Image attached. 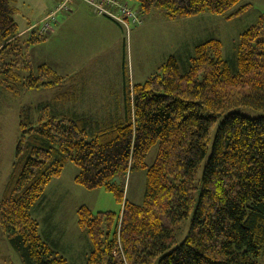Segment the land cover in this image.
I'll return each mask as SVG.
<instances>
[{"label": "trees", "instance_id": "trees-1", "mask_svg": "<svg viewBox=\"0 0 264 264\" xmlns=\"http://www.w3.org/2000/svg\"><path fill=\"white\" fill-rule=\"evenodd\" d=\"M136 1L139 11L162 8L169 20L204 13L234 17L251 6L241 0ZM16 11L13 0H0V87L15 95L59 89L66 78L47 64L35 69L23 48L42 43L46 35L36 28L21 33ZM126 94L124 114L105 120L48 105L35 108L36 116L31 107L19 112L21 133L0 200V230L24 263L70 264L43 239L32 209L72 162L79 169L78 185L105 188L120 201L129 174L147 173L143 204L126 199L121 216L94 213L86 205L77 209L78 226L90 240L85 264H261L264 116L230 110H264V14L241 35L235 70L224 59L223 43L209 39L195 47L186 70L171 56ZM69 99L58 95L62 103ZM155 146L157 157L149 166Z\"/></svg>", "mask_w": 264, "mask_h": 264}, {"label": "rangeland", "instance_id": "rangeland-1", "mask_svg": "<svg viewBox=\"0 0 264 264\" xmlns=\"http://www.w3.org/2000/svg\"><path fill=\"white\" fill-rule=\"evenodd\" d=\"M61 1L13 0L17 8L14 17L20 31L38 23L47 12L56 9V5ZM126 2L131 8L140 9L136 0H126ZM241 4L251 6L247 11L234 17L204 13L169 20L163 16L165 12L162 8H154L148 13L138 11L143 23L131 24L129 31L124 26V32L119 35L120 43L117 42L118 35L111 30V27L109 28V31L114 33V37H107L106 51L104 45L107 41H102L104 33L101 31L83 33L80 39H76L75 35L70 33L66 37L60 33L54 36H50V33L42 34L39 31L40 27H36L37 33L49 35L47 42L32 46L24 45L23 48L30 55L35 69L46 63L60 75L74 76L81 85L87 86V91L81 94L83 98H80L76 105L81 110L95 113V118L105 120L109 118L110 112L124 114L125 84L128 91L132 90L135 84L145 82L156 73L171 56L177 58L182 69L186 70L195 55V47L201 42L219 39L223 43L224 59L230 62L235 70L241 35L264 14V0H241ZM67 7H70L69 3ZM90 11L96 15L91 8ZM56 14L57 22L53 24V30L57 29L65 16L62 11ZM22 73L28 75L30 72L22 71ZM119 93H121L120 97L117 96ZM59 94L58 88H43L24 90L21 94L15 95L0 87V200L12 175L15 150L21 133L19 112L21 109L31 107V114L36 116L35 108L48 105L56 112L68 113L71 104L59 101ZM230 111L250 117L264 116V110L250 106H238ZM228 112L223 114L221 119ZM215 130L216 128L212 135L213 139ZM211 150L212 144L209 146L208 157ZM157 152V146L150 151L146 160L149 166L155 162ZM208 157L199 171V179L202 178ZM78 171V167L69 162L61 178L51 181L46 188L45 198L32 209V214L39 222L43 239L65 256L70 264H85L90 249L89 237L85 232L80 231L77 223V209L86 205L94 213L113 211L121 216L126 199L143 204L147 185L146 171L133 170L127 179L125 197L120 201L113 192L105 188L88 190L78 185L75 182ZM199 194L200 191L197 195ZM191 219L192 216L183 224L184 228L179 232L178 244L188 234ZM54 243L59 245L56 247ZM0 264H25L1 230ZM261 264H264V255L261 257Z\"/></svg>", "mask_w": 264, "mask_h": 264}, {"label": "crops", "instance_id": "crops-1", "mask_svg": "<svg viewBox=\"0 0 264 264\" xmlns=\"http://www.w3.org/2000/svg\"><path fill=\"white\" fill-rule=\"evenodd\" d=\"M121 1H126V0H121ZM61 3H63V0L61 2H59V4L56 5V9H54V10L52 9L49 12H47L43 17H41L40 20L43 21L49 15H51L52 13L57 11V9L62 5ZM69 5H70L69 8L67 7L65 9H61L60 11H58V12H61V11L64 12L65 16L63 17L62 22L59 24V26H57V29L49 32L50 36H54L55 34L60 33V35L62 34L63 36L66 37L68 35V33H70V34H74L76 39H80V37H82L81 35L83 33L89 34V33H94L97 31H101L104 33L102 41L103 42L107 41V43H105V45H104L105 46L104 50L106 51L108 49L107 37H109V36L114 37V33L109 31V28L111 27V30L115 31V33L118 35V41L117 42L120 43L119 38L121 36V32H124V30H125L124 25H122L118 22H115L112 19H109V18L104 17V16H99L97 14L93 15L90 11L91 6L83 0H71L69 2ZM132 9H134V8H132ZM134 10L139 11V8L138 9L135 8ZM163 14L162 15L166 17V14L165 13H163ZM40 20L38 21V23L36 22L35 24L30 25L28 28L22 30L21 33H25L27 31H29L30 29H33L34 26L41 23ZM55 22H57V20ZM35 30L37 31V29H35ZM48 36L49 35L46 36L47 39H48ZM101 36H102V34H101ZM47 39L43 42L46 43ZM64 39H66V38H64ZM123 49L125 50V43H124ZM44 64H46V63H44ZM65 78H66V82L64 83V85L62 87L59 88V91H60V93H64L67 97H69L70 102L72 100L71 103H68V104H71V106L69 107V109H70L69 111L88 114V115H96L95 113L92 114L91 111L81 110V108L76 105L77 102L80 100V98H83V96L81 94L83 91L84 92L87 91V89H88L87 86L81 85V82L77 78H75L74 76L65 77ZM127 90H129V89H128L127 85L125 84V87H124V94L125 95H127L126 94ZM117 96L120 97L121 93H119ZM120 99L121 98H119V100ZM109 115L114 116V115H118V113L117 112H110ZM120 115H122V114H120ZM54 245L57 247V245H59V244L54 243Z\"/></svg>", "mask_w": 264, "mask_h": 264}, {"label": "built area", "instance_id": "built-area-1", "mask_svg": "<svg viewBox=\"0 0 264 264\" xmlns=\"http://www.w3.org/2000/svg\"><path fill=\"white\" fill-rule=\"evenodd\" d=\"M71 0H65L64 3L51 15L45 18L36 27H40L39 31L42 34H47L53 30V24L56 21V13L61 9L67 8ZM87 2L94 14L104 16L124 25L129 31L131 24H142L138 11L132 9L127 2L120 0H83Z\"/></svg>", "mask_w": 264, "mask_h": 264}, {"label": "bare ground", "instance_id": "bare-ground-1", "mask_svg": "<svg viewBox=\"0 0 264 264\" xmlns=\"http://www.w3.org/2000/svg\"><path fill=\"white\" fill-rule=\"evenodd\" d=\"M114 21V20H113ZM116 22V21H115ZM33 28H36V26H34Z\"/></svg>", "mask_w": 264, "mask_h": 264}]
</instances>
